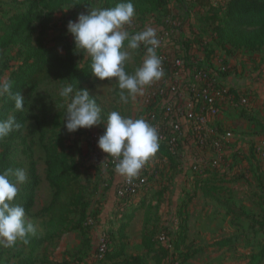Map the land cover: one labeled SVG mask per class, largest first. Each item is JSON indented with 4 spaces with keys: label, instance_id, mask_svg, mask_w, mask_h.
<instances>
[{
    "label": "rangeland",
    "instance_id": "374dc122",
    "mask_svg": "<svg viewBox=\"0 0 264 264\" xmlns=\"http://www.w3.org/2000/svg\"><path fill=\"white\" fill-rule=\"evenodd\" d=\"M120 2L0 0V79L10 80L12 91L20 92L25 104L24 111L16 112L13 101L0 100V120L15 115L16 121L22 122L19 130L0 141V171L9 167L26 171L27 182L18 185L14 203L24 207L25 221L35 228L28 244L0 247V264H135L124 261L129 256L143 258L140 264H264V259L256 261L264 247V226L258 223H264L263 16L233 23L230 17L222 18L225 2H214L189 17L179 14L184 21L180 39L190 47L189 56L198 51L200 40L207 41L213 50L208 55L210 60L213 56L209 60L211 70L226 86L252 89L254 93L249 112H225L233 125L234 141L228 145L242 152L229 171L243 174L221 182L227 192L204 195L187 177L190 169H185L186 175L182 169L173 168L150 182V188L121 200L113 186L122 176L114 169L110 174L102 173L99 163L91 159L95 155L90 154L91 167L86 161L88 148L98 149L103 124L69 133L63 125L66 109L59 90L66 84L75 90H89L105 121L112 111L147 121L153 104L144 105L142 95L122 103L117 83L101 81L91 72L80 88H75L77 83L54 81L64 74L60 65L46 66L33 84L29 82L22 91L16 90L22 76L30 72L22 64L29 46H53L56 57H64L67 50L68 57L77 56V61L91 63L90 57L75 52L67 24L93 8H112ZM131 2L137 7L140 0ZM174 10L183 12L179 3L174 4ZM163 17L158 10H150L136 13L133 23L156 29ZM129 52L124 68L134 74L145 51L139 48ZM214 52H219L226 62L218 61ZM189 195L194 196L186 211L191 220L185 222L186 237L180 242L175 206ZM102 235H108L111 248L104 261L97 262L94 255ZM144 236L149 240L143 242ZM223 237H230L232 242L217 243ZM194 248L203 252L180 263L179 255Z\"/></svg>",
    "mask_w": 264,
    "mask_h": 264
},
{
    "label": "clouds",
    "instance_id": "9594fccd",
    "mask_svg": "<svg viewBox=\"0 0 264 264\" xmlns=\"http://www.w3.org/2000/svg\"><path fill=\"white\" fill-rule=\"evenodd\" d=\"M135 15L131 0H122L112 8H93L67 24L75 52L91 59V75L101 81L114 80L122 103L143 95L147 86L164 76L162 60L156 53L160 46L156 30L148 27L134 34L126 30ZM141 46L146 50L142 64L134 74H128L124 65L130 58L129 50ZM12 88L10 80L0 79V100L10 99L14 102V110L22 112L24 97ZM59 96L66 109L63 125L69 133L103 124L105 130L98 138L97 146L112 158L114 171L128 182L139 176L144 165L158 151V132L145 119L126 118L118 111H112L105 121L89 90H74L71 84L61 87ZM20 127L15 115L0 120V141ZM27 179L23 168L9 167L0 171V247L13 248L18 242L28 244V237L35 234L34 226L25 221L24 207L14 203L18 185L26 183Z\"/></svg>",
    "mask_w": 264,
    "mask_h": 264
},
{
    "label": "built area",
    "instance_id": "2783aa9c",
    "mask_svg": "<svg viewBox=\"0 0 264 264\" xmlns=\"http://www.w3.org/2000/svg\"><path fill=\"white\" fill-rule=\"evenodd\" d=\"M179 14L189 17L193 12L170 11L155 29L160 40L156 53L162 60L164 76L148 86L142 95V102L146 106L153 104L151 116H155V120L150 124L158 132L159 145L164 142L172 148L177 141H194L189 179L195 175L207 176V169L225 173L231 163L227 150L228 141L233 138V129L220 122L219 115L235 108L249 109L254 93L252 89L231 91L232 87L226 86L211 70L203 55L207 41L201 40L198 51L188 58L185 56V46L179 41L184 21ZM145 28L133 22L131 26H126L132 34ZM214 56L218 61L226 62L219 52ZM111 163V158L102 159L101 167L106 171ZM151 174L150 170L146 174L140 172L131 182L123 177L117 194L123 196L125 191L147 189ZM106 249V238L102 235L98 241V252L103 253Z\"/></svg>",
    "mask_w": 264,
    "mask_h": 264
},
{
    "label": "trees",
    "instance_id": "16d2710c",
    "mask_svg": "<svg viewBox=\"0 0 264 264\" xmlns=\"http://www.w3.org/2000/svg\"><path fill=\"white\" fill-rule=\"evenodd\" d=\"M119 1V0H117ZM64 2V1H62ZM224 3V12L222 14V18L230 17L231 21L233 23H244V22H249L254 16H263L264 17V0H219L216 1V4L219 3ZM180 5V8L182 10H188L195 12L199 11L201 9L208 8L209 6H212L214 2H211V0H140L139 3H137V7L134 6L136 9L135 12L137 14H144L146 11L150 10H158V12H161V14L165 15L169 13L170 11H175L174 10V4ZM222 5V4H221ZM145 6V7H144ZM160 10V11H159ZM181 39H179L180 41ZM201 41V40H200ZM248 42V41H247ZM254 44V43H253ZM184 52L185 56L188 58L189 57V52H190V47L187 44H184ZM141 50L143 51L144 48L141 46ZM54 47L53 46H47V45H35L29 46L27 50V56L23 59V66L26 65L29 67V70L27 71L26 75H23L22 78L19 80L20 86L19 88H16V90L22 91L29 82L32 84L37 80L36 77L40 76L42 71L45 69L46 66H52V65H60L62 67L64 74L63 76H59L57 78H54L52 75L50 76L51 79L54 81H63L64 83H77L75 85V88H80L82 81L86 80L88 76L90 75L91 70V63H88V61H77V56H74L73 59L72 57H68L69 52L65 50V56L64 57H56L53 53ZM145 51V50H144ZM204 52V62L210 67L209 63V54H213V50L211 47L208 45L205 49H203ZM215 54V52H214ZM74 54H72L73 56ZM208 56V57H206ZM206 57V58H205ZM58 59V60H55ZM72 59V60H71ZM56 62H59L56 64ZM32 76V77H31ZM35 76V77H34ZM218 76V75H217ZM221 79V77L219 76ZM77 86V87H76ZM80 89H83L81 87ZM231 91H236L238 88H230ZM75 90V89H74ZM29 93V86L27 89ZM234 110L241 111V114L244 112H249V109L245 108H235ZM152 109L149 111L148 115V123L153 122L155 120V116H151ZM250 116L248 113L246 116ZM22 123V122H21ZM21 123H19L21 125ZM229 142V141H228ZM194 146V141H177L175 144L172 146V148H169L166 143H162L159 145L158 151L156 154L150 158V160L144 165L143 169L140 171L141 173H147L149 170L152 171V174L148 176V181L149 184L152 182L155 178L157 177H163V174L166 173V171H170L171 169H182L183 173L186 174L185 169H190L189 165L185 167H181L180 161L177 160V156L180 153L181 149H185L187 151V154L189 155V159L191 157V149ZM231 145H228V150L227 152L229 153V157L231 160V163L229 167H227V171L225 173H220L218 170L214 169H207L208 175L205 177H197L196 175L191 179L195 185V189H202L203 194H209L211 192L215 193H223L227 192V187H223L221 185V182L224 180H229L228 178L231 177L233 179L240 178L243 176L242 173L238 172H233L229 171L233 165H235L239 161L240 150H238L236 147H233L232 149L230 148ZM93 148V147H91ZM90 147L88 148L87 151V157L86 161L88 162V167H91V163H89V158H91V155L94 156L91 159L96 160L97 163H99V166L101 168L102 173H112V170L114 168L111 167V164H109L108 169L105 171L101 167L102 159L109 158L107 154L103 153L102 150L95 149L93 150ZM91 154V155H90ZM30 172L33 173V168L31 167ZM228 172V173H227ZM171 174H168L170 176ZM187 175V174H186ZM34 176V174H32ZM102 177L104 178L105 175L102 174ZM188 177V175H187ZM105 179V178H104ZM111 179V178H110ZM123 180V177L117 181L114 186L113 190L115 192L116 197H118L121 200H127L129 197H132L135 193L145 190H135V192L131 191H125L123 196H119L117 194V189L121 185ZM218 182V183H216ZM33 184V183H32ZM188 198L185 199V201H181V203L177 204L175 206V212L176 216L179 220L178 222V230L176 232L177 235V240L182 242L185 237H186V217H185V208L187 204L190 202L191 195L187 196ZM227 213V212H226ZM90 221V220H89ZM91 222V221H90ZM260 225L264 226L263 221H258ZM106 238V244H107V249L103 253L98 252V244L96 247V252H95V259L97 262H102L106 258V256L110 253V238L108 235L105 237ZM143 242L148 241L149 238L144 236L143 237ZM232 242V239L230 237H223L217 241V243H230ZM110 248L108 249V247ZM197 247V246H195ZM203 249H193L192 251H186L185 253H181L179 255L180 263H184L187 261L189 258L193 257L197 253H202ZM264 259V247L261 249V251L256 255V261L259 263ZM124 261L126 262H131L135 264H140L143 262V258L141 257H136V256H129L127 259ZM30 262V261H29ZM19 264H33V263H28V261H22ZM65 264V263H62Z\"/></svg>",
    "mask_w": 264,
    "mask_h": 264
},
{
    "label": "crops",
    "instance_id": "0c3cea01",
    "mask_svg": "<svg viewBox=\"0 0 264 264\" xmlns=\"http://www.w3.org/2000/svg\"><path fill=\"white\" fill-rule=\"evenodd\" d=\"M216 1H219V0H211V2H216ZM225 115H226V113H221L220 115H219V120H220V122H222L223 124H225V125H228V126H230L232 129H233V125L229 122V121H227V118L225 117ZM231 141H234V137L231 139ZM177 160L178 161H180V163H181V167L183 168V167H187L188 165H189V163H190V159H189V155L187 154V151L185 150V149H181L180 150V153L178 154V156H177ZM150 188V187H149ZM199 189V188H198ZM199 191H200V189H199ZM198 193V191H195V193H194V195H196ZM201 193V192H200ZM194 198V196L191 198V199H193ZM191 204V201L187 204V206H186V208H185V217H186V221L188 220V218H189V221L191 220V218L189 217V216H186V211H187V208H188V206ZM192 258V257H191ZM191 258H189V259H191ZM188 259V260H189ZM188 260L187 261H185V263H187L188 262Z\"/></svg>",
    "mask_w": 264,
    "mask_h": 264
}]
</instances>
